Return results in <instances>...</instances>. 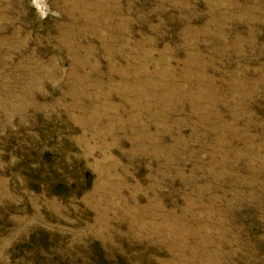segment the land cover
<instances>
[{"label":"rangeland","instance_id":"obj_1","mask_svg":"<svg viewBox=\"0 0 264 264\" xmlns=\"http://www.w3.org/2000/svg\"><path fill=\"white\" fill-rule=\"evenodd\" d=\"M0 264H264V0H0Z\"/></svg>","mask_w":264,"mask_h":264},{"label":"water","instance_id":"obj_2","mask_svg":"<svg viewBox=\"0 0 264 264\" xmlns=\"http://www.w3.org/2000/svg\"><path fill=\"white\" fill-rule=\"evenodd\" d=\"M85 177H87V174L85 175Z\"/></svg>","mask_w":264,"mask_h":264}]
</instances>
